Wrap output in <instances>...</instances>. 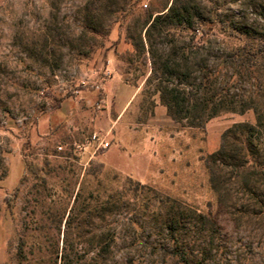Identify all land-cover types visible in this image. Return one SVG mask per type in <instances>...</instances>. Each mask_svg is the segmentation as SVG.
I'll use <instances>...</instances> for the list:
<instances>
[{"label": "rangeland", "instance_id": "rangeland-1", "mask_svg": "<svg viewBox=\"0 0 264 264\" xmlns=\"http://www.w3.org/2000/svg\"><path fill=\"white\" fill-rule=\"evenodd\" d=\"M93 1L0 0V264H99L100 235L115 242L102 264H178L167 230L147 216L158 204L155 194L187 210L189 224L178 238L193 259L205 255L207 264H264V176L255 185L260 203L241 177L230 179L229 168L219 170L214 190L205 165L226 130L256 124L253 111L222 114L205 129L178 123L182 135L172 141L170 164L144 184L154 192L102 170L100 161L77 149L97 128L98 93L114 69L143 85L145 112L152 109L158 79L146 82L152 66L137 45L145 18L172 4L102 0L97 9ZM198 2L205 15L234 19L264 35V20L247 0ZM197 28L200 53L191 65L217 66L227 50L221 27L215 26L212 36ZM191 34L176 31V45L189 44ZM158 42L159 54L170 51L165 40ZM112 54L118 57L114 63ZM234 86L236 94L253 96L264 111V69ZM238 136L231 133L230 142L246 147L245 136ZM253 142L254 159L264 169V128ZM112 194L122 207L98 217V202Z\"/></svg>", "mask_w": 264, "mask_h": 264}, {"label": "trees", "instance_id": "trees-1", "mask_svg": "<svg viewBox=\"0 0 264 264\" xmlns=\"http://www.w3.org/2000/svg\"><path fill=\"white\" fill-rule=\"evenodd\" d=\"M199 0H172L169 8L157 15H149L145 18L142 31L139 35L137 50L144 55L145 63H151V74L146 82L151 83L153 78L158 79L156 90L162 105L167 108L169 116L176 122L189 128L205 129L206 125L214 118L222 114H245L253 111L256 116V124H234L226 130L222 136L220 148L208 155L205 165L209 172L211 185L217 189L216 183L219 170L222 167L229 168L230 179L242 178L244 188L250 191L251 197L259 200L255 185L264 169L255 161L258 155L254 147V138L260 129L264 128V111L262 106L253 96L241 97L235 92V86L243 78L250 80L255 78L264 69V35L255 27H240L234 19L214 15L215 18L205 15L200 11ZM264 20V0H247ZM93 6L97 9L102 7V0H94ZM203 27V35H215V26L221 27L227 40L221 61L217 66H211L205 62L202 67L191 65V58L199 55L200 46L195 44L194 39L197 27ZM209 26L207 30L205 27ZM176 31L191 32L189 44L177 46ZM260 33V34H259ZM222 34V35H223ZM182 37V35H181ZM162 38L171 47L169 52L159 54L156 46L158 39ZM148 57V58H147ZM200 72L202 76L196 77ZM226 73V74H225ZM223 76L224 77L223 79ZM226 78V79H225ZM125 79V78H124ZM223 79V80H222ZM131 82L129 79H125ZM234 134L239 139L238 133L245 136L247 146L237 145L230 142L229 135ZM247 135V136H246ZM245 144V143H244ZM254 147V148H253ZM103 170L104 165L99 164ZM131 182L135 181L127 177ZM137 187L154 192L138 181ZM251 185L253 187H251ZM129 190V189H128ZM131 191V189L129 190ZM217 191V190H216ZM125 192H127L125 190ZM154 195V201L158 204L147 216L159 219L163 228L167 230L172 241V254L178 264H207V256L201 259H193L189 249L178 238L181 230L189 224L187 210L175 199L162 198ZM114 195H110L106 202H98V217L113 214L122 206L113 201ZM149 209V205L146 204ZM200 218L208 220L209 217L199 214ZM114 240L105 241L103 235L97 241L98 263L102 264L103 256L109 253Z\"/></svg>", "mask_w": 264, "mask_h": 264}, {"label": "crops", "instance_id": "crops-1", "mask_svg": "<svg viewBox=\"0 0 264 264\" xmlns=\"http://www.w3.org/2000/svg\"><path fill=\"white\" fill-rule=\"evenodd\" d=\"M117 58L112 54L111 61ZM142 87L139 82L126 81L114 69L99 90L102 108L94 123V133L115 131L114 136L110 134L111 147L97 155L90 148L84 154L100 161L106 171L147 184L162 175L165 164H170L172 141L182 134L159 98L154 97L152 109L145 112ZM89 138L81 144H88ZM116 138V146H112Z\"/></svg>", "mask_w": 264, "mask_h": 264}, {"label": "built area", "instance_id": "built-area-1", "mask_svg": "<svg viewBox=\"0 0 264 264\" xmlns=\"http://www.w3.org/2000/svg\"><path fill=\"white\" fill-rule=\"evenodd\" d=\"M111 147L110 132H96L93 133L88 139V144H78L77 149L84 153L91 148L93 155L100 154ZM59 150H63V147H59Z\"/></svg>", "mask_w": 264, "mask_h": 264}]
</instances>
